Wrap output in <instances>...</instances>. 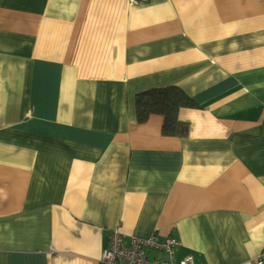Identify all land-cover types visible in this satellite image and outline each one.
Masks as SVG:
<instances>
[{
    "label": "crops",
    "instance_id": "0c3cea01",
    "mask_svg": "<svg viewBox=\"0 0 264 264\" xmlns=\"http://www.w3.org/2000/svg\"><path fill=\"white\" fill-rule=\"evenodd\" d=\"M175 85L185 138L137 121ZM176 259L264 250V0H0V264H101L110 234Z\"/></svg>",
    "mask_w": 264,
    "mask_h": 264
},
{
    "label": "built area",
    "instance_id": "2783aa9c",
    "mask_svg": "<svg viewBox=\"0 0 264 264\" xmlns=\"http://www.w3.org/2000/svg\"><path fill=\"white\" fill-rule=\"evenodd\" d=\"M131 4L147 3L150 0H128ZM181 242L173 236L160 238L154 235L149 239L130 237L120 228L110 234L108 246L103 249L101 264H195L191 256L176 259ZM256 264H264V250L256 259Z\"/></svg>",
    "mask_w": 264,
    "mask_h": 264
},
{
    "label": "trees",
    "instance_id": "16d2710c",
    "mask_svg": "<svg viewBox=\"0 0 264 264\" xmlns=\"http://www.w3.org/2000/svg\"><path fill=\"white\" fill-rule=\"evenodd\" d=\"M135 102L139 123H145L152 115L162 116L163 135L178 138H185L189 133L188 124L179 120L180 111L199 107L192 97L175 85L139 92Z\"/></svg>",
    "mask_w": 264,
    "mask_h": 264
}]
</instances>
